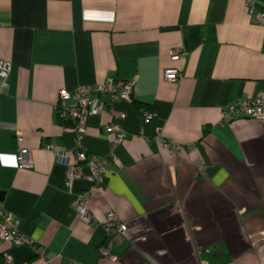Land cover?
Here are the masks:
<instances>
[{
  "label": "crops",
  "instance_id": "1",
  "mask_svg": "<svg viewBox=\"0 0 264 264\" xmlns=\"http://www.w3.org/2000/svg\"><path fill=\"white\" fill-rule=\"evenodd\" d=\"M174 49L184 55L172 58ZM0 60L12 66L0 102V205L33 242L0 241V255L13 264H264V123L220 124L230 103L264 93V25L246 0H0ZM169 69L179 82L164 79ZM108 78L136 80L137 104L112 105L127 136L87 224L74 204L92 183L69 186L57 154L107 157L110 116L91 117L78 147L55 104L62 90ZM19 148L31 151V167L19 166ZM110 211L127 227L113 239L115 259L98 251Z\"/></svg>",
  "mask_w": 264,
  "mask_h": 264
},
{
  "label": "built area",
  "instance_id": "2",
  "mask_svg": "<svg viewBox=\"0 0 264 264\" xmlns=\"http://www.w3.org/2000/svg\"><path fill=\"white\" fill-rule=\"evenodd\" d=\"M246 5L257 24L264 25V9L257 8L254 0H246ZM184 55L181 49L171 51L172 58H180ZM11 63L0 60V102L1 97L8 88V80L11 73ZM182 73L178 70L169 69L164 72V79L171 83H177L182 78ZM136 90V80L124 81L114 78H108L101 84L94 86H78L69 92L62 90L59 93V100L55 104V113L62 121L70 122L64 125L69 132L76 134L77 144L80 146L82 135L86 132L88 120L91 117L107 113L110 116V123L106 130L112 134V151L105 158H99L89 155L87 152L77 148L70 156L65 152H58L57 162L66 168V178L69 186H72L76 180L86 179L92 183L90 189L83 192L76 200L74 206L78 211L82 222L87 224L95 223V217L90 208V199L93 195L99 194L105 184V177L110 171L111 164L116 159L115 147L125 141L126 131L122 128L121 122L125 118L122 112L116 111L112 105L115 102L124 100L134 101ZM143 117L146 121L154 117L153 112L144 110ZM238 119H257L264 123V93L254 98L238 99L230 103L222 111L221 125L232 123ZM17 140L21 142L23 136L20 133L16 135ZM165 145L171 152H179L184 149L182 145L165 141ZM46 150H53V145H46ZM17 161L20 167L29 168L32 165L31 151L26 148H19L17 152ZM85 168L89 170L86 174ZM0 241L10 246L33 245L32 240L20 232L18 222L14 216L7 212L0 205ZM107 233V242L98 248L102 257L114 258L111 250L114 246V237L124 236L127 232L125 223L112 211H110L104 223L102 224ZM2 264H13L12 256L8 253L0 255ZM46 264H50L46 261Z\"/></svg>",
  "mask_w": 264,
  "mask_h": 264
},
{
  "label": "trees",
  "instance_id": "3",
  "mask_svg": "<svg viewBox=\"0 0 264 264\" xmlns=\"http://www.w3.org/2000/svg\"><path fill=\"white\" fill-rule=\"evenodd\" d=\"M255 3H256V6H257L258 9H260V10H263V9H264V7H263L261 4H259V3L256 2V1H255ZM134 103H136V101H134ZM136 104H137V103H136ZM138 107H143V105L138 104ZM62 123H63L64 125H69V124H70V122H68V121H62Z\"/></svg>",
  "mask_w": 264,
  "mask_h": 264
},
{
  "label": "water",
  "instance_id": "4",
  "mask_svg": "<svg viewBox=\"0 0 264 264\" xmlns=\"http://www.w3.org/2000/svg\"><path fill=\"white\" fill-rule=\"evenodd\" d=\"M3 193L2 192H0V196L2 195Z\"/></svg>",
  "mask_w": 264,
  "mask_h": 264
}]
</instances>
